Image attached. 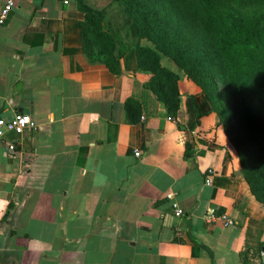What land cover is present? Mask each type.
<instances>
[{
	"label": "crops",
	"instance_id": "0c3cea01",
	"mask_svg": "<svg viewBox=\"0 0 264 264\" xmlns=\"http://www.w3.org/2000/svg\"><path fill=\"white\" fill-rule=\"evenodd\" d=\"M67 1L16 0L0 25V117L37 124L0 142V264H264V204L201 87L181 73L170 116L131 44L88 57Z\"/></svg>",
	"mask_w": 264,
	"mask_h": 264
},
{
	"label": "trees",
	"instance_id": "16d2710c",
	"mask_svg": "<svg viewBox=\"0 0 264 264\" xmlns=\"http://www.w3.org/2000/svg\"><path fill=\"white\" fill-rule=\"evenodd\" d=\"M112 1L127 17L138 68L148 75L144 88L176 116L181 73L195 81L236 147L252 193L264 204V0ZM77 4L84 12L85 53L115 67L117 41L103 28V9L85 0ZM97 44L108 47L109 55L100 57ZM163 56L180 71L166 66ZM126 109L131 122L142 116L138 99L128 98Z\"/></svg>",
	"mask_w": 264,
	"mask_h": 264
},
{
	"label": "built area",
	"instance_id": "2783aa9c",
	"mask_svg": "<svg viewBox=\"0 0 264 264\" xmlns=\"http://www.w3.org/2000/svg\"><path fill=\"white\" fill-rule=\"evenodd\" d=\"M66 2H68L66 0ZM16 4V0H3V5L0 7V25H4L7 23L14 7ZM37 124L35 120L24 114V113H16L11 118L0 117V142L3 141L8 134L13 133L16 135L21 134L26 128H36ZM10 151H14L16 149L15 142H11L9 144ZM140 151L136 150L135 155L140 156ZM214 173V169H209V175L206 179L207 183L211 182V175ZM169 198L173 197V193L168 194ZM175 214L177 216H182L185 214V210L176 202L173 203ZM207 219L209 221L221 220L225 225H233L234 220L225 212L218 213L214 209H210L207 213Z\"/></svg>",
	"mask_w": 264,
	"mask_h": 264
},
{
	"label": "rangeland",
	"instance_id": "374dc122",
	"mask_svg": "<svg viewBox=\"0 0 264 264\" xmlns=\"http://www.w3.org/2000/svg\"><path fill=\"white\" fill-rule=\"evenodd\" d=\"M88 4L94 8L103 9V28L114 37V41L122 42L124 44L117 49V51L116 49L113 50L114 54L123 51V49L133 43V39L129 36L127 17L124 12H122V8L117 2L112 0H90ZM95 42L98 43L97 41ZM143 42L145 44H150L146 40ZM97 45V53L100 54V57L109 55L108 47L99 44ZM163 63L170 68L180 71L178 66L167 56H163Z\"/></svg>",
	"mask_w": 264,
	"mask_h": 264
}]
</instances>
